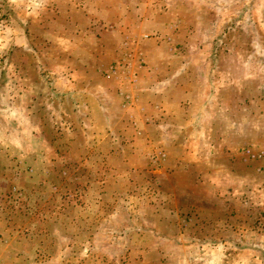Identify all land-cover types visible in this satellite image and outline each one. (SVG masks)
<instances>
[{"label": "rangeland", "instance_id": "obj_1", "mask_svg": "<svg viewBox=\"0 0 264 264\" xmlns=\"http://www.w3.org/2000/svg\"><path fill=\"white\" fill-rule=\"evenodd\" d=\"M144 16L177 61L215 63L211 83L230 71L224 157L160 167L132 147L115 95L145 66L124 45ZM246 145L264 149V0H0V264H264V159Z\"/></svg>", "mask_w": 264, "mask_h": 264}, {"label": "crops", "instance_id": "obj_2", "mask_svg": "<svg viewBox=\"0 0 264 264\" xmlns=\"http://www.w3.org/2000/svg\"><path fill=\"white\" fill-rule=\"evenodd\" d=\"M142 19H144L142 25L134 29L131 34L126 33L124 35L126 36L125 39H128V42L124 45L130 47L128 50H133V52L140 48L139 52L145 54V66L141 67L135 62L131 63L132 69L129 67L130 72L120 74L122 79L119 80V91L115 95L117 106L120 105V101H125L129 106L127 108L129 110L124 113L126 118L130 120L127 128L130 134L135 137V143L132 147L143 149L141 156L144 159L143 162L159 165L160 167L171 163L185 166V162L197 164L195 166H198L201 160L205 162L206 154L211 155L213 153L217 155L218 152L224 157L228 146H223L224 142H220L218 135L215 136L217 133L215 124L221 119L220 116H223L224 125L228 122L224 126V131L230 129L229 133L232 132L230 124L232 104L229 102L230 104H219L217 106L214 97L219 91L217 89L219 86H231L230 71L227 74L225 71L224 81L220 82V80L214 79L216 82L211 83V78L217 72L215 63L210 64L209 61H205L204 63L209 64L210 68L207 70L205 66L206 70H204L202 67L200 74L196 70L199 66L196 62L199 60L192 61V64L189 63L190 61H177V53L175 52L180 48L175 46L174 42L164 35V32H161L163 26H158L149 16H144ZM165 25L168 26L167 23ZM169 26L170 29H176L180 27V21H176ZM158 30L165 38L164 41L154 42L153 39L149 38V35L155 34ZM131 38L132 42H129ZM133 39L137 42L135 46L136 42ZM149 45L153 46V50L147 54L145 47L149 48ZM122 49H124L123 46L120 47L117 54L119 57H116V60L130 58V56L127 57L130 53L125 54ZM196 51H201L200 46L196 48ZM229 64L230 62H228L227 68ZM204 78L207 80L206 82ZM210 93H212L211 97ZM207 94L209 96L206 97ZM202 98L209 102L205 103ZM211 134H213L212 138ZM246 147L248 146L246 145ZM246 147L242 150L247 149ZM250 147L257 148L253 145H249L248 148ZM135 148L133 149L135 150ZM178 151L182 154L185 153V157L177 158L176 153ZM261 152L264 154V149ZM236 157L242 165L241 154ZM158 171L160 174L157 175L162 179L163 176H160L161 170H155V172ZM214 174L215 177L217 174L219 175V173ZM163 179L165 178L163 177ZM193 179L196 180L197 178ZM163 194L162 189L158 188L156 196L160 197ZM8 251L9 247L4 243V246L0 249V262L4 263V254ZM40 262L38 260L37 263L33 262V264H39Z\"/></svg>", "mask_w": 264, "mask_h": 264}, {"label": "built area", "instance_id": "obj_3", "mask_svg": "<svg viewBox=\"0 0 264 264\" xmlns=\"http://www.w3.org/2000/svg\"><path fill=\"white\" fill-rule=\"evenodd\" d=\"M119 67H121V66H119ZM125 68H126V70L127 69H129V64H127V66H124ZM119 69V68H118ZM117 69V70H118ZM115 73H116V68H115ZM243 155H244V161L245 162H248V161H254V160H259V159H261L262 158V156H263V153L262 152H255L254 150H253V148H247L245 151H244V153H243ZM263 168H264V165H263Z\"/></svg>", "mask_w": 264, "mask_h": 264}]
</instances>
